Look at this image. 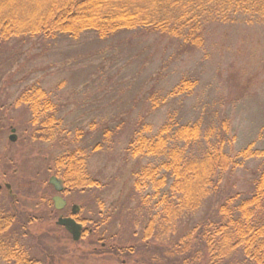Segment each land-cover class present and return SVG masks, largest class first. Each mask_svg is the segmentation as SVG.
Returning <instances> with one entry per match:
<instances>
[{"label": "rangeland", "instance_id": "1", "mask_svg": "<svg viewBox=\"0 0 264 264\" xmlns=\"http://www.w3.org/2000/svg\"><path fill=\"white\" fill-rule=\"evenodd\" d=\"M199 35L201 46L189 52L181 50L180 42L147 29L106 41L86 33L77 41L24 36L0 44L1 203L17 212L23 224V230L14 226L10 237L40 264H163L151 260L154 250L178 234L165 237L158 231L156 243L147 246L137 241L146 219L137 199L153 192L134 189V175L158 162L126 152L146 125L147 136H155L169 118L180 125L197 122L202 133L215 135L223 122L224 151L239 164L221 177L218 196L206 199L192 218H183L178 232L204 220L218 200L245 187L253 163L241 161L237 153L249 147L264 150V20L240 15L206 21ZM182 79L194 81L193 90L170 96ZM38 89L60 120L52 142L32 138L31 114L15 103L24 90ZM11 130L15 142L9 140ZM76 149L87 155V174L99 187L64 191L67 205L58 212L49 180L64 182L55 160ZM73 206L83 224L78 242L56 225ZM152 206L151 200L148 211ZM117 242L128 244L123 250L134 254L111 258L108 249L121 247ZM241 259L239 264H252ZM0 264L10 263L0 257Z\"/></svg>", "mask_w": 264, "mask_h": 264}, {"label": "trees", "instance_id": "2", "mask_svg": "<svg viewBox=\"0 0 264 264\" xmlns=\"http://www.w3.org/2000/svg\"><path fill=\"white\" fill-rule=\"evenodd\" d=\"M240 15L263 21L264 0H0V44L24 36L77 41L86 33L106 41L123 32L147 29L180 42L181 50L189 52L201 46L203 22H225ZM193 88L194 81L182 79L170 96L188 94ZM15 103L27 106L33 139L54 141L60 120L56 107L41 90H24ZM143 129V134L132 137L126 152L132 157L155 159L158 164L134 175L135 190L153 192L137 199L138 210L146 211L143 234L137 241L147 246L156 243L153 239L157 240L158 231L165 237L178 234L167 239L159 251L155 249L151 260L160 259L163 264H239L242 257L252 264H264V150L249 147L237 153L241 161L253 163L247 170L245 187L218 200L211 214L180 233L182 219L192 218L206 199L218 196L221 177L239 166L224 151L227 142L222 134L227 128L222 122L212 135L211 130L202 133L197 122L180 125L169 118L155 136L145 135L150 132L148 125ZM104 134L109 135L105 130ZM72 152L54 163L65 191L99 187L87 174V155L80 149ZM1 195L2 189L0 257L10 264H40L19 240L10 237L14 226L21 225L23 230V224H19L17 212L4 208ZM151 200L154 209L152 206L148 211ZM117 244L121 247L108 249L111 258L134 254L123 250L128 244Z\"/></svg>", "mask_w": 264, "mask_h": 264}, {"label": "water", "instance_id": "3", "mask_svg": "<svg viewBox=\"0 0 264 264\" xmlns=\"http://www.w3.org/2000/svg\"><path fill=\"white\" fill-rule=\"evenodd\" d=\"M11 133L13 135L10 136L9 140L10 142H15V136H14V130H11ZM49 185L52 186L53 190L57 194V196L53 197L52 202L54 204V209L56 211H61L65 207L64 200L59 196L63 192V187L61 182L56 179L55 177L50 178ZM1 188V187H0ZM7 189H9V186H6ZM78 212V208L76 206H73L72 208V216L76 215ZM57 226H60L64 228L66 232H68L74 242H78L81 233H82V226L75 222L72 218H59L56 223Z\"/></svg>", "mask_w": 264, "mask_h": 264}, {"label": "flooded vegetation", "instance_id": "4", "mask_svg": "<svg viewBox=\"0 0 264 264\" xmlns=\"http://www.w3.org/2000/svg\"><path fill=\"white\" fill-rule=\"evenodd\" d=\"M0 190H1V189H0ZM63 192H64V191H63ZM62 194H63V193H62ZM62 194H61V195H62ZM60 197H61V196H60ZM61 198H62V197H61ZM62 199H63V198H62ZM63 200H64V199H63ZM64 202H65V204L67 205V203H66L65 200H64ZM66 205H65V207H66ZM65 207H64V209H65ZM64 209H63V210H64ZM61 211H62V210H61ZM71 211H72V208H71ZM71 211H70V214H69L68 216L65 217L64 215H62V216H60L59 218H73L77 223H79V224L82 225V227H83V224H81L80 222L77 221V218H76V215H77V214H76L75 216H72ZM58 212H60V211H58Z\"/></svg>", "mask_w": 264, "mask_h": 264}]
</instances>
